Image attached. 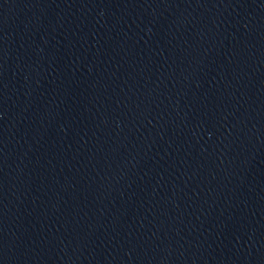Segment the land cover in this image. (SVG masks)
Returning a JSON list of instances; mask_svg holds the SVG:
<instances>
[{
    "label": "water",
    "instance_id": "obj_1",
    "mask_svg": "<svg viewBox=\"0 0 264 264\" xmlns=\"http://www.w3.org/2000/svg\"><path fill=\"white\" fill-rule=\"evenodd\" d=\"M0 264H264V0H0Z\"/></svg>",
    "mask_w": 264,
    "mask_h": 264
}]
</instances>
